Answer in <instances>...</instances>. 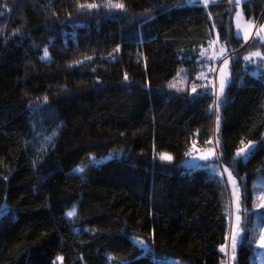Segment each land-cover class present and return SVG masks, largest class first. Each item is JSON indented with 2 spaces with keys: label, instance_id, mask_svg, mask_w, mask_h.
<instances>
[{
  "label": "trees",
  "instance_id": "1",
  "mask_svg": "<svg viewBox=\"0 0 264 264\" xmlns=\"http://www.w3.org/2000/svg\"><path fill=\"white\" fill-rule=\"evenodd\" d=\"M106 2L0 0V264H163L140 255L131 235L157 255L221 264L231 196L218 166L238 179L244 207L264 172V75L241 60L264 46L234 36L232 0L80 8ZM241 8L264 21V0ZM212 27L234 60L220 125L212 87L168 89L181 65L196 69ZM251 141L250 157L237 158ZM193 143L216 149L219 159L204 162L214 169L181 166ZM116 152L125 157L91 162ZM161 153L173 161H158ZM252 252L245 236L234 264H251Z\"/></svg>",
  "mask_w": 264,
  "mask_h": 264
},
{
  "label": "rangeland",
  "instance_id": "2",
  "mask_svg": "<svg viewBox=\"0 0 264 264\" xmlns=\"http://www.w3.org/2000/svg\"><path fill=\"white\" fill-rule=\"evenodd\" d=\"M217 1H219V0H215V2H217ZM243 1L244 0H241V3ZM215 2H213V0H208L207 6H209L210 4L215 3ZM188 3L192 4L191 0H188ZM241 3L239 5H237L236 3L233 2L234 6L236 8V10L233 14V30H234L233 34L236 38H239L244 43H247L250 40V38L256 36L257 30H259L260 26L262 24H264V21L260 25H258L257 22L254 21L253 18L247 19L243 14V10L241 8ZM198 4L203 6V7H207V6H204L203 3H198ZM236 13H240L241 15L239 17H237ZM249 22H252V24H254V26L250 25ZM237 25H239V31H240V35L238 37L235 35V33L237 32ZM212 32H213V38L209 42L208 46L201 50V52L199 54L200 57L197 59L196 69L193 70L192 73H190L188 65H181L179 67L177 75L168 84L169 90L174 91V92L188 91V93L190 95L196 96L197 94L192 92L193 87H195L197 89L198 93H202V94L209 91L210 87H212V93L215 96V99L219 96L220 81L222 79V77L220 75V69H221V66L223 65V60L229 59L230 53H228L226 45L223 43V41L220 40L219 34L217 33V31L213 27H212ZM245 35H248V37H249L247 42H245V40L243 38ZM262 36H264V34ZM222 48L224 49V52L221 55V49ZM256 51L261 52V50H252V51L246 53L245 55L241 56L243 71H247L253 77H259L261 75H264V69L259 68L257 66L259 63L258 58H254V61H255L254 63L248 64L247 62H245L243 60V57L246 55H249L251 52H256ZM202 52L204 53L203 56H201ZM261 53L264 54V52H261ZM233 63H234V60H232V58H231L229 60V65L224 69V75L229 77L230 80H231V72H232ZM191 66H192V64H191ZM211 69H215V71H211ZM202 74H203V76H202ZM198 77H199V79H198ZM170 84L175 85V87H169ZM227 85L225 86L224 91H225ZM224 91H223V94H224ZM220 99L221 100L223 99V95L220 96ZM217 123H218V125H220V105H219V107H217ZM263 139H264V131H263ZM250 144L255 145V147L257 145V143L254 141L247 142V143L243 144L237 150V152L241 151L242 149L247 151L248 146ZM255 147L252 148V150L255 149ZM252 150L250 152H248V154L246 156H242L240 159H242L243 161H246L250 157ZM237 152H236V154H237ZM213 153H215L217 155L216 149L214 147L213 148L201 147V146L193 143L189 152H188V155L181 162V166L185 167L187 169L188 168H190V169H199V168L214 169L216 167V165H214V163L204 164V162L212 161V159L214 158L212 156ZM164 154L171 156L172 157L171 162L173 161L174 156L172 154H169V153H164ZM159 155L160 154H158L156 156L158 158V161L167 162V161H161L159 158ZM201 156H209L210 159L201 160V159H199V157H201ZM122 157H125V155L122 154L121 152L109 153V154L102 156V157H99V158L91 157V162L93 164H101V163H104L110 159H116V158L121 159ZM171 162H167V163H171ZM218 167H219L221 174L223 175V177L225 178V180L227 182V186H228L229 193L231 196V210H230L231 225H230L228 242L225 246L227 254L225 252H223L226 255V258H225V260H222L221 264H234V260H232V258H231L232 257L231 234H232V231H233L235 223H236L235 217L238 214L241 216V229H243L245 227L248 229L247 232L241 231V235L246 236L247 243L253 247V252H252V255L250 257V263L251 264H264V255H256V253H264V248H260L259 243H258L259 237L264 235V208L256 207V205L264 204V188L255 187L256 185H264V172L261 174H258L256 176V178L253 180V182L251 184V188H250V190H251V202H250V205L244 207L243 203H242V198H243L242 188L239 184L238 179L232 173V177L235 179L236 187L238 188V194L241 198L239 202H237L235 199L234 185L232 183V179H230L228 176V172L225 171L226 168H222V166H218ZM78 168H84V166H76L73 169V172L77 173V174L81 173V172L76 171V169H78ZM237 203H239V209L237 208ZM72 209H73V207L71 209L66 210V212H65V218L70 222H72L74 217L69 219L66 216V213ZM244 209L248 210L246 217L244 215ZM241 229H236V230L240 231ZM253 236H255L256 242L250 243L249 241L253 238ZM133 237H139L141 239H144L140 236L131 235L130 241L133 244H134V241L132 239ZM239 245H240V243H238V247H239ZM238 247H237L236 252H235V257L237 255ZM151 248H152V246H151ZM147 256L150 257L152 260L158 262V263L187 264L186 262L182 261L181 259L174 258V257L169 256V255H165V254L157 255L156 252H154V251H152V253H150ZM235 260H236V258H235ZM56 261H58L59 264H61L60 263L61 260L57 259Z\"/></svg>",
  "mask_w": 264,
  "mask_h": 264
},
{
  "label": "snow or ice",
  "instance_id": "3",
  "mask_svg": "<svg viewBox=\"0 0 264 264\" xmlns=\"http://www.w3.org/2000/svg\"><path fill=\"white\" fill-rule=\"evenodd\" d=\"M191 2L192 3H203L204 6H207V4H208V0H191ZM213 2H215V0H213ZM232 2L236 3L237 5H239L241 3V0H232ZM100 7H107L109 9H119V10H124V8H125L123 3H112V0H107V2L105 4H103V5L96 4V3L80 4L81 10H87V11L98 9ZM236 15H237V17H239L241 14L240 13H236ZM249 23H250V25L254 26V24H252V22H249ZM261 31H264V24H262L260 26V29L257 30L256 36L253 39V44L251 46H257V45L264 46V36H262L260 34ZM235 35L237 37L240 35L239 25H237V32L235 33ZM243 38H244L245 42H247L248 39H249L248 35H245ZM223 52H224V49L222 48L221 49V55L223 54ZM203 55H204V53L202 52L201 56H203ZM49 58H50L49 52H48V49L46 47L44 49V51H43V56L41 57V59L47 60ZM254 58H258V60H259V63H258L257 66L259 68L264 69V54H262L259 51L251 52L249 55L244 56L243 60L245 62H247L248 64H252V63L255 62ZM230 59H231V57H229V59H224L223 60V65L221 66V69H220V75H221L222 79L220 81L219 96L217 97V100L215 101L216 107H219V105L224 102L223 100L220 99V96L223 95V91H224L225 86L227 84L232 83L230 78L224 75V69L229 65V60ZM211 71H215V69H211ZM202 76H203V74H202ZM125 79H127V77H125ZM198 79H199V77H198ZM169 87H175V85L170 84ZM192 92L196 93L197 95H201L202 94V93H198L197 89L195 87L192 88ZM46 101H47V97H45V102ZM209 111H212V109H210ZM49 139H51V138L49 137ZM217 144H218V142H217ZM254 147H255V145L250 144L248 146L247 151L242 149L241 151L237 152L236 157L237 158H241L242 156H246L248 154V152H250L252 150V148H254ZM212 156L215 157V153H213ZM159 158H160L161 161H167V162H171V160H172L171 156H169L167 154H164V153H161L159 155ZM215 158L219 159V157H215ZM199 159L208 160V159H210V157L209 156H201V157H199ZM76 171L83 172L84 168H78V169H76ZM225 171L228 172L229 178L232 179V183L234 185L235 199H236L237 202H239L241 198H240V196L238 194V188L236 187L235 179L232 177V172L228 171V169H225ZM255 187L264 188V185H256ZM256 207L264 208V204L256 205ZM237 208L239 209V203H237ZM7 212H8V209L6 207L0 206V216L6 214ZM247 213H248V210L244 209L245 217L247 216ZM75 215H76V209H75V206H73V209L68 211L66 213V216L69 219H71ZM235 220H236V223H235L234 229H233L232 234H231V249H232V257L231 258H232V260H235V258H236L235 257V252H236V249L238 247V243H241V242H243L245 240V236L241 235V231H244V232L248 231V229L246 227L241 229V216L239 214L236 215ZM236 229H241V230L238 231ZM132 239L134 241V244L139 247L141 255L147 256L150 253H152L153 249L151 248V246L144 239H141L139 237H133ZM249 242L250 243L256 242L255 241V236H253V238ZM258 243H259V247L260 248H264V235L259 237ZM220 251L226 253V248L224 246H222ZM256 255H264V253H256ZM57 259L58 260H62L63 258L62 257H58Z\"/></svg>",
  "mask_w": 264,
  "mask_h": 264
}]
</instances>
